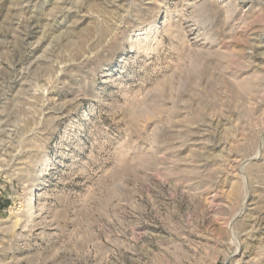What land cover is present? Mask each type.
<instances>
[{"label": "rangeland", "instance_id": "obj_1", "mask_svg": "<svg viewBox=\"0 0 264 264\" xmlns=\"http://www.w3.org/2000/svg\"><path fill=\"white\" fill-rule=\"evenodd\" d=\"M0 264H264V0H0Z\"/></svg>", "mask_w": 264, "mask_h": 264}, {"label": "bare ground", "instance_id": "obj_2", "mask_svg": "<svg viewBox=\"0 0 264 264\" xmlns=\"http://www.w3.org/2000/svg\"><path fill=\"white\" fill-rule=\"evenodd\" d=\"M239 156L241 157L240 154H239ZM234 157H236V156H234ZM235 159H236V158H235ZM242 159H243V158H242ZM235 161H237V160H235ZM247 197H248V195H247L246 198H244V199H247ZM245 203H247V202H245ZM245 203H244V204H245ZM243 209H244V208H243ZM239 214L241 215V213H239ZM253 225H254L253 228H255V225H256V224L253 223ZM250 227H251V226H250ZM247 232H249V230H248ZM247 234H248V233H247ZM248 235H250V234H248ZM239 248H240V244H238V249H239Z\"/></svg>", "mask_w": 264, "mask_h": 264}]
</instances>
